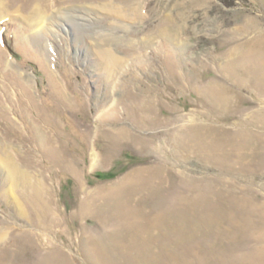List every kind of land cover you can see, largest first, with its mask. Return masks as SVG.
Wrapping results in <instances>:
<instances>
[{
	"label": "rangeland",
	"instance_id": "374dc122",
	"mask_svg": "<svg viewBox=\"0 0 264 264\" xmlns=\"http://www.w3.org/2000/svg\"><path fill=\"white\" fill-rule=\"evenodd\" d=\"M14 1L0 264H264V0Z\"/></svg>",
	"mask_w": 264,
	"mask_h": 264
},
{
	"label": "bare ground",
	"instance_id": "6f19581e",
	"mask_svg": "<svg viewBox=\"0 0 264 264\" xmlns=\"http://www.w3.org/2000/svg\"><path fill=\"white\" fill-rule=\"evenodd\" d=\"M14 1V0H13ZM1 3V5L2 6H4L5 5V2H0ZM14 3H15V1H14ZM35 5V4H34ZM18 6V5H17ZM8 8H9V6H8ZM46 8V7H45ZM135 8V7H134ZM19 11V10H18ZM21 12V11H20ZM42 12V11H41ZM38 13V12H37ZM105 54H104V56H106V58H107V62H108V64L107 65H109V66H113V64H116V63H118L119 61H120V59H119V57H117L116 56V54L115 53H113L112 51H110V50H107L106 52H104ZM5 163H6V166L9 168L8 169V173L13 177V176H15V175H17V174H19L20 176H22L23 174V172L21 173V171H20V168L19 167H17V165L15 164V162H10V160H8V159H6L5 160ZM25 173V172H24ZM9 175V176H10ZM19 176V177H20ZM25 178V177H24ZM23 178V179H24ZM19 181V180H18ZM17 181V182H18ZM19 183V182H18ZM14 184H16V183H14ZM39 187V186H38ZM36 188V187H35ZM38 191V189H34V192H32L33 194L34 193H36ZM31 194V193H30ZM32 194V195H33ZM40 194V193H39ZM44 198H43V196L41 195V196H39L38 198H36V201H38V203H41L42 201L44 202ZM43 207V210H42V213L44 214L43 216H46L47 214H48V212H49V209H48V207L47 206H45V205H43L42 206ZM37 209V208H36ZM22 211V215H26V212H25V210H21ZM41 213V214H42ZM49 215V214H48ZM41 217V216H40ZM41 227V226H40Z\"/></svg>",
	"mask_w": 264,
	"mask_h": 264
}]
</instances>
